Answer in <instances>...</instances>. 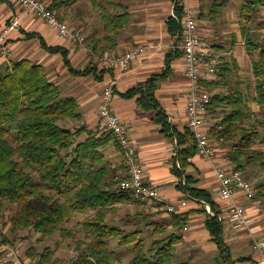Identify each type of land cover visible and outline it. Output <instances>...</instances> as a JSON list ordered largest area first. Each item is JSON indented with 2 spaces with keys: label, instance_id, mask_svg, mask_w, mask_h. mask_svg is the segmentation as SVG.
Instances as JSON below:
<instances>
[{
  "label": "crops",
  "instance_id": "obj_1",
  "mask_svg": "<svg viewBox=\"0 0 264 264\" xmlns=\"http://www.w3.org/2000/svg\"><path fill=\"white\" fill-rule=\"evenodd\" d=\"M62 1L58 0L60 3L58 11L63 19L81 30L87 41H73L71 37L63 36L45 20L25 11L16 0H0V21L3 26H9L13 20L18 21V27L10 32L6 44L8 51L2 53L0 50V66L28 58L44 66L45 74L50 81L60 87L64 97L71 96L77 99L81 118L65 123L68 127L76 129L80 121L82 129L75 139V144L85 141L89 136L106 140L101 150L104 156L102 166L106 167L108 172L104 181L107 187H118V183L126 175L122 149L101 118L99 107L105 86L116 78L117 88L111 102L112 112L119 115L121 122L128 126L130 138L142 157L147 181L159 188L163 198L176 204L178 209L176 212H168L159 201L146 202L132 195L126 200L116 202L115 209L107 212L104 221L125 230V233L142 230V237L147 240V233H150V237L153 236L149 223L165 228L166 232L161 233L159 237H166L174 230L173 213L180 215L191 212L180 231L182 239L175 243L174 263L223 264L219 258V246L206 226L208 214L202 211L206 206L207 212L211 213L209 205L192 197L180 187L181 178L174 170L175 158L181 149L177 140L162 131L161 123L155 119L154 110L141 109L137 97L124 96L130 88L166 71L168 53L173 49H180L179 52L176 51L170 73L161 81L156 97L161 101L174 127L180 131L187 127V105L193 82L186 75L187 61L180 47L181 41L178 42L177 37L169 31L168 20L175 9V1L84 0L90 3L87 8L88 14L82 11L83 0L63 4ZM191 1L198 10L201 36L218 49H233L230 55L222 58L216 75L205 79L212 85L208 86L203 80L212 97L217 96L216 106L210 107L207 115L208 122L217 123L223 120L227 102L221 99L227 97L239 85L249 99L250 107L255 111L261 110V106L253 100L257 85L253 64L258 55L252 56L256 51L248 42L264 44V4L251 16V29L249 34H245L242 27L247 24V20L240 12L244 0ZM215 2L224 3L216 20L210 15V8ZM71 6L74 7L75 14L70 21L66 18H69L67 9ZM125 12L129 14L127 23L120 29L111 31L108 19ZM231 26L238 27L240 33L230 30ZM30 32L40 33L50 46L66 47L72 65L78 70L90 68L91 73L88 75L71 73L62 54H53L45 50L38 38H28L27 33ZM138 44H156V47L149 49L127 69L119 71L103 67L101 59L104 55L122 54ZM212 134L218 162L228 172H232L235 165L230 161L229 152L233 150L234 142H220L219 136L215 132ZM186 174L194 175L198 178L200 187L212 192L222 210L221 214L226 215L231 200L219 198L221 183L213 161L197 153L191 158ZM257 197L255 194L252 198H246L241 190L235 195V200L246 205L247 215L253 219L248 227L236 229L229 222L225 223L224 238L231 249L232 258L234 260L249 258L238 261L237 264H249L257 256L254 249L255 239L264 238V214L260 207L262 203L261 201L258 203ZM95 216V209L80 213L65 224L63 233L55 236L57 240L51 243V247L54 250V258H59L60 264H74V257L78 252L74 248L80 240H95L96 237L84 228L85 221L94 219ZM152 241L153 237L150 243ZM108 242V248L116 253L127 246H121L115 239H109ZM129 262V260L124 262L119 255L116 260V264Z\"/></svg>",
  "mask_w": 264,
  "mask_h": 264
},
{
  "label": "trees",
  "instance_id": "obj_2",
  "mask_svg": "<svg viewBox=\"0 0 264 264\" xmlns=\"http://www.w3.org/2000/svg\"><path fill=\"white\" fill-rule=\"evenodd\" d=\"M73 1L63 0L62 4ZM50 4L63 19L58 11V0H52ZM262 4L264 0H244L240 12L247 20V24L242 27L245 34H249L251 29V16ZM223 6V2H215L211 6L210 15L214 20L218 18ZM175 10L182 20V5L177 3ZM128 19L129 14L126 12L109 18L110 30L120 29ZM168 26L170 33L180 42L182 22L171 15ZM27 36L30 39L38 38L41 47L50 53H61L71 73H91L90 68L78 70L72 65L66 47L50 46L40 33L30 32ZM248 43L258 52V58L253 64L257 77L256 96L253 100L261 106V110L255 111L250 107L249 99L239 85L221 99L227 102L224 118L219 122L223 128L215 131L218 136L225 137L224 141L234 142L229 158L235 165L234 169L244 175L250 174L252 166H260L264 170V149L257 147L264 140V44ZM179 50L173 49L168 53L166 71L130 88L124 96L137 97L141 109L154 110L155 119L161 123L162 131L177 140L181 149L175 158L174 170L181 178L180 187L192 197L210 205L215 214L208 213L206 206L202 211L208 214L206 226L219 246V258L223 264H237L249 258H232L231 249L224 238L225 223L220 217L222 210L219 203L210 190L198 185V178L186 174L191 158L198 153L194 133L188 126L183 131L174 127L156 97L157 89L161 81L168 77L173 57ZM45 73L42 64L28 58L0 66V211H12V229L15 232L22 229L36 231L51 239L63 233L65 224L78 214L95 209V218L85 221L84 228L96 238L77 243L74 249L78 255L74 257V264H116L118 255L108 248L109 239L117 240L121 246L133 245L135 255L129 264H175V243L182 239L180 231L191 212L180 215L173 213L174 230L166 237H159L166 232L165 228L149 223L153 231V241L149 246L146 238L142 237V230L125 233V230L104 221L107 212L115 209L116 202L126 200L132 194L122 190L120 182L118 187H107L104 183L108 172L102 166L104 156L101 147L105 139L89 136L85 141L75 144L82 127L74 129L65 122L80 120L79 103L74 97H64L60 87L50 81ZM205 83L212 85L206 80ZM216 98L212 97L210 107L216 106ZM257 192V195L264 197V184L257 185ZM3 241L8 244L10 239L4 234ZM31 247L28 257H39L41 263L45 264H60L59 258H54L51 246L41 252L36 246Z\"/></svg>",
  "mask_w": 264,
  "mask_h": 264
},
{
  "label": "built area",
  "instance_id": "obj_3",
  "mask_svg": "<svg viewBox=\"0 0 264 264\" xmlns=\"http://www.w3.org/2000/svg\"><path fill=\"white\" fill-rule=\"evenodd\" d=\"M174 1L175 5L179 3L183 7L184 15L182 20L175 9L172 12V16L182 22L183 34L180 47L187 61L186 75L193 82L187 105V126L194 133L198 153L205 158L211 159L214 163L216 174L221 183L219 198L231 200L227 214H220L221 219L224 220V223L229 222L236 229L248 227L253 222V219L247 215L246 205L235 200V195L241 190L246 195V198H252L256 194V188L241 171L234 169L232 172H228L218 162L217 149L212 142V133L217 129H222L223 125L219 122H208L207 115L210 110L212 94L203 84V80L210 79L216 75L222 58L225 55H230L233 49H218L201 36L198 10L191 0ZM16 2L25 11L36 15L49 25L57 28L63 36H69L73 41H85L86 37L81 30L72 27L68 21L61 19L57 11L51 8V4L48 1L16 0ZM17 27V20H13L9 26H3L0 21V43L3 45L5 52L8 51L6 44L9 40L10 32ZM242 44L244 45L245 41ZM155 47L156 44H138L122 54H106L102 59L103 65L105 68L119 69V71L127 69L149 49ZM116 88L117 79L114 78L105 86L99 107L101 118L109 131L113 133V139H115L123 152L126 175L120 181V188L143 201H159L166 211L176 212L178 209L177 205L164 199L159 188L147 181L142 157L137 146L130 138L128 126L121 122L119 115L112 112L111 102ZM80 127L81 125H78L77 129ZM224 140L225 137L223 135L219 136L220 142H224ZM208 208L212 214H215L210 205ZM0 241L2 242L1 237ZM0 244L1 264H37V261L40 260L39 258L31 257L23 259L19 247L4 243ZM254 249L257 252V256L249 264H264V238L255 239Z\"/></svg>",
  "mask_w": 264,
  "mask_h": 264
},
{
  "label": "rangeland",
  "instance_id": "obj_4",
  "mask_svg": "<svg viewBox=\"0 0 264 264\" xmlns=\"http://www.w3.org/2000/svg\"><path fill=\"white\" fill-rule=\"evenodd\" d=\"M46 1H48L49 3L52 2V0H46ZM89 2H90V0H89ZM89 2H85L84 0L81 2L82 11L86 12L87 14H88L87 8L89 7L88 4H90ZM83 4H87V5H83ZM110 10L112 11L113 9H110ZM74 14H75L74 7L71 6L70 8L67 9V15L69 16V18H66V19H68L70 21L73 20ZM71 26L73 27V25H71ZM229 29L235 30V31L240 33V29L238 27L231 26ZM86 41H87V39H85V42ZM2 47H3V45H0V50L2 53H4L5 50ZM255 54L258 55V53L256 52V53H252V56H255ZM103 57H102V59H103ZM102 59H101V62L103 61ZM103 67H104V65H103ZM261 116H262V114H261ZM263 118H264V116H263ZM77 124L80 125V121ZM262 134L264 137V130L263 129H262ZM257 147L264 149V140L263 139L261 142L258 143ZM250 170H251L250 174H245V176H247L249 178V180L253 183V185L255 186L256 191H257V185L260 186V185L264 184V170H262V168L260 166H255V167L252 166V167H250ZM256 194H258V192ZM257 196H258L257 197L258 203L260 201L262 203L260 207L262 208V210H263L262 213L264 214V197H260L259 195H257ZM12 214H13L12 211H6V212L0 211V237L2 239V242H4L3 241V235L5 234V236H7V238L10 239V241L8 242V245L10 244V245L19 247L21 249L20 251H21L23 259L29 258L27 254H28L29 249L32 248L31 245L36 246L38 251L41 252L44 250L45 247L51 246L52 245L51 243H54L57 240V237H54L53 239L52 238L47 239L45 236H42L40 233H38L36 231H30L28 229L27 230L22 229V230H19L18 232H15L12 229V227H13L12 220H11ZM149 234L150 233L146 234L148 246L151 244L150 241L152 240V237H153V236L150 237ZM2 242L0 241V243H2ZM117 253L120 257H122L124 262L125 261L127 262L128 260L130 261L133 258V256L135 255L134 247L132 244L127 245L123 249L117 250ZM76 254H78V252H76ZM36 258H39V257H36ZM39 261L40 260L37 261L38 262L37 264H45V263H41V261L40 262ZM46 264H52V263L49 262Z\"/></svg>",
  "mask_w": 264,
  "mask_h": 264
}]
</instances>
